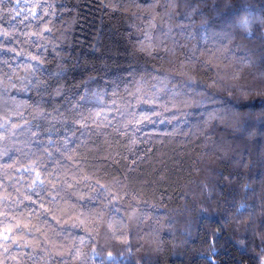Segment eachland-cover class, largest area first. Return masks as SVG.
I'll return each instance as SVG.
<instances>
[{
    "label": "trees",
    "instance_id": "trees-1",
    "mask_svg": "<svg viewBox=\"0 0 264 264\" xmlns=\"http://www.w3.org/2000/svg\"><path fill=\"white\" fill-rule=\"evenodd\" d=\"M0 264H264V0H0Z\"/></svg>",
    "mask_w": 264,
    "mask_h": 264
},
{
    "label": "snow or ice",
    "instance_id": "snow-or-ice-1",
    "mask_svg": "<svg viewBox=\"0 0 264 264\" xmlns=\"http://www.w3.org/2000/svg\"><path fill=\"white\" fill-rule=\"evenodd\" d=\"M4 239H5V240H8V236H4Z\"/></svg>",
    "mask_w": 264,
    "mask_h": 264
}]
</instances>
